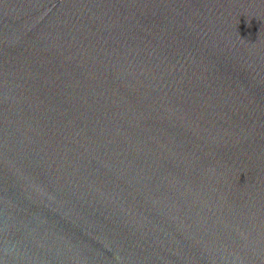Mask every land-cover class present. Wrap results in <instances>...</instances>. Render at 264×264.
<instances>
[{"label":"water","instance_id":"obj_1","mask_svg":"<svg viewBox=\"0 0 264 264\" xmlns=\"http://www.w3.org/2000/svg\"><path fill=\"white\" fill-rule=\"evenodd\" d=\"M0 264H264V0H0Z\"/></svg>","mask_w":264,"mask_h":264}]
</instances>
